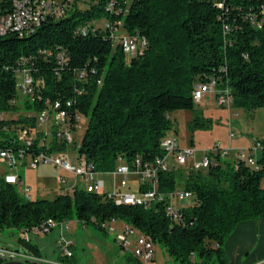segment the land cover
<instances>
[{
	"label": "trees",
	"instance_id": "trees-1",
	"mask_svg": "<svg viewBox=\"0 0 264 264\" xmlns=\"http://www.w3.org/2000/svg\"><path fill=\"white\" fill-rule=\"evenodd\" d=\"M88 1L82 9L74 0L60 17L48 15L38 26L0 35V112L17 111L18 100L31 113L60 102L72 128L78 115L87 118L77 157L111 173L120 163L137 167L139 160L144 168L165 154L161 142L174 126L170 113L192 110L190 128L210 123L192 99L197 82L227 87L233 107L264 108V0ZM11 10V0H0V15ZM100 19L102 25L95 22ZM120 28L137 38L136 54L127 55L115 41ZM22 70L33 79L31 96L18 92ZM19 124L35 128L36 117L0 120L2 147H12L16 136L4 126ZM37 144L35 151L44 149ZM256 164L218 160L206 169L174 165L160 172L157 192L184 189L193 196L177 220L166 212L168 200L146 207L119 204L83 187L28 199L0 179V230L21 233L73 217L107 229L120 220L161 244L175 264H229L226 238L238 223L264 217L263 151ZM147 187L139 185L140 191ZM18 241L38 256L31 238L19 234ZM127 260L143 264L130 254ZM0 264L37 263L0 258Z\"/></svg>",
	"mask_w": 264,
	"mask_h": 264
},
{
	"label": "built area",
	"instance_id": "built-area-1",
	"mask_svg": "<svg viewBox=\"0 0 264 264\" xmlns=\"http://www.w3.org/2000/svg\"><path fill=\"white\" fill-rule=\"evenodd\" d=\"M74 0H62L56 2L54 0H11L12 10L4 15H0V35L6 34L9 30H23L26 28H33L38 26L42 19L48 15L60 17L65 13V9ZM84 1V0H77ZM113 5V4H112ZM111 5V6H112ZM85 32V29H83ZM118 29L113 34L115 41H117ZM119 42L126 54L134 55L138 52V41L134 36H127L124 34ZM145 44V42H144ZM60 59L63 60L64 56L61 55ZM23 79L18 80L17 88L20 96H31L34 93L33 79L27 70H22ZM206 94H215V99L218 105L222 107L231 106V96L227 87L217 89L215 82L202 83L197 82L194 85L192 92V99L194 103L199 104ZM71 106V103H68ZM0 120H8L12 117H7L10 113L0 112ZM36 117V127L30 128L28 126H4L7 132L15 131V137L10 139L12 147H2L0 145V179H4L7 183L14 184L18 189L23 188L22 176L19 171L20 165H23L27 158L31 159L30 165L33 169H37L40 164H53L58 170L71 172L78 177L85 180L86 185L83 186L88 191L107 193L109 197H114L116 202L121 204L142 205L149 206L153 201L168 200L166 212L168 216L177 220L180 215V209L189 206L192 203V194L184 189H176L172 193L157 192L159 183V174L163 171H169L172 168V161L176 166H187L188 157L192 156L193 160L189 167L193 170L206 169L211 165L217 163L218 160H224L232 153V160H242L251 166H256V160L259 156L254 152H264V139H254L250 148H237L230 149V145L223 146L220 142L202 150L199 154H195L194 150L184 149L179 145L175 137H163L161 146L165 152L163 156H158L154 162L146 167H140V162L137 160V167H132L126 163H120L118 167L110 174L114 177L120 178L119 186L113 192L106 191V183L103 181L99 174L94 170L93 165L90 164L85 158L77 157V165L72 166L68 160L69 145L75 143V130L79 126L82 115H78V122L74 128L68 122V111L62 108L60 102L56 101L51 109H44L41 112L34 113ZM51 124V130L40 131L39 126H46ZM233 136V134H232ZM38 140V151H35L34 144ZM59 145L58 150H52L54 145ZM16 145V148L14 146ZM229 147V148H228ZM31 148V149H30ZM31 150V151H30ZM102 174V173H101ZM135 175L138 179V186L140 184H147L148 187L138 193L131 191H122L123 188H130V176ZM64 181V179L62 180ZM78 187V186H77ZM76 188V187H75ZM25 196L28 199H33L31 195V188H25ZM73 190V189H72ZM67 187L60 189L61 192L72 191ZM65 222V221H64ZM116 222L112 221L111 223ZM63 223V222H62ZM62 223H57L53 219H49L47 223L42 224L40 227H35L31 231L24 230L20 236L25 239H30L31 235H43L51 232L54 228ZM133 237L134 249L133 256L137 257L143 264H154L155 251L153 239L140 232L132 226H126L122 232L117 234L116 239L126 250L132 246L133 242L130 239ZM62 247L64 259L60 262H48L36 256L25 249H19L8 245L0 244V258L8 261H33L37 264H72L67 262L66 259L73 257L71 246L73 242L66 239L59 241Z\"/></svg>",
	"mask_w": 264,
	"mask_h": 264
},
{
	"label": "rangeland",
	"instance_id": "rangeland-1",
	"mask_svg": "<svg viewBox=\"0 0 264 264\" xmlns=\"http://www.w3.org/2000/svg\"><path fill=\"white\" fill-rule=\"evenodd\" d=\"M60 2L62 0H54ZM89 1H80L79 8L88 7ZM105 19L95 21L103 24ZM117 35V41L126 35L124 28H120ZM128 55V54H127ZM18 80L22 81V72H19ZM203 108L196 104V107L201 111L199 116L210 119V123L204 128H190L189 123L193 119L192 110H177L170 113V118L174 122V126L167 132L168 136L175 137L180 146L185 150L191 149L195 154H199L202 150L220 142L221 145H230L233 147L242 146L243 144H253L254 139H264V108H256L247 111L243 108L230 107L224 108L219 106L215 99V94L209 98L206 94L201 100ZM18 109L10 113L7 117L21 118L33 116L34 113L28 112L24 108V101L17 102ZM1 114V113H0ZM87 125V118L83 116L79 126L75 130V143L69 145L68 160L72 166L77 165L76 154L78 145L80 144ZM38 129L43 133L51 130V124L39 126ZM232 134L234 136H232ZM259 152V151H258ZM258 152L255 155L259 156ZM232 153L224 160L231 161ZM193 160L192 156L188 157L189 166ZM31 159L27 158L23 165L19 166V171L22 176L23 188L19 192L25 196V188H31V195L36 197H53L60 191L61 188L67 187L74 189L75 187H83L86 182L83 178L76 176L71 172L58 170L53 164H40L37 169H33L30 165ZM99 177L106 183V191L113 192L116 186L120 184V178L114 177L110 173H100ZM64 179V181H62ZM182 184L179 187L182 188ZM261 187L264 188V177L261 180ZM138 179L135 175L130 176V188H123L122 191H131L138 193ZM127 226L123 221H116L107 224V229L100 228L94 224L85 225L76 217L54 228L51 232L43 235H31V239H44L46 251L49 259L53 260L64 259L62 247L59 245L61 239H66L73 242L71 250L73 257L66 259L72 264H132L127 260V255H133L134 249L133 237H130L133 244L126 250L116 239L117 234L122 232ZM20 231L15 228H7L0 230V244L15 243L19 239ZM5 245V244H4ZM155 262L154 264H175L169 256L165 248L155 243ZM52 261V260H49Z\"/></svg>",
	"mask_w": 264,
	"mask_h": 264
},
{
	"label": "crops",
	"instance_id": "crops-1",
	"mask_svg": "<svg viewBox=\"0 0 264 264\" xmlns=\"http://www.w3.org/2000/svg\"><path fill=\"white\" fill-rule=\"evenodd\" d=\"M208 97L211 98L212 94H208ZM201 102L199 106L203 108ZM251 146L252 144L246 143L233 148H250ZM174 165L175 163L172 161V166ZM43 241L44 239L32 240L39 249L38 256L48 262L62 261L63 259L53 260L48 258L49 255L44 253L46 245ZM4 244L19 249L24 248L18 240L15 243ZM224 252L229 264H264V217L238 223L224 242Z\"/></svg>",
	"mask_w": 264,
	"mask_h": 264
}]
</instances>
